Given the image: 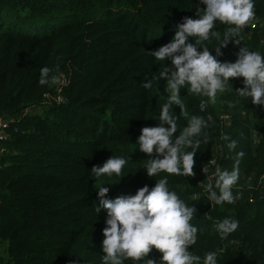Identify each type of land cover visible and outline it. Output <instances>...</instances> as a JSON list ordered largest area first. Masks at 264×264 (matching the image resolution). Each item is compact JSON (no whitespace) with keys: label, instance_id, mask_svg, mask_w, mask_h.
<instances>
[{"label":"trees","instance_id":"trees-1","mask_svg":"<svg viewBox=\"0 0 264 264\" xmlns=\"http://www.w3.org/2000/svg\"><path fill=\"white\" fill-rule=\"evenodd\" d=\"M195 4L0 0V120L7 122L0 138V264H102L106 210L96 212L97 188L109 187L110 198L134 195L165 176L170 190L195 205L190 223L198 233L190 251H216L217 264H264V109L236 94L242 77L229 78L232 85L203 111L199 103L207 98L185 88L184 112L170 108L177 135L193 115L207 121L193 176L148 177L143 166L150 156L133 144L142 127L159 124L158 109L167 96L164 80L153 79L150 89L140 86L145 76H158L164 63L149 52L169 42L182 17L195 18ZM254 12L264 19V0H255ZM262 25L242 31L241 43L230 42L219 59L234 62L243 44L264 55ZM226 28L217 23L213 30L222 35ZM217 45L215 37L205 42L212 54ZM43 66L62 73L64 83L40 85ZM230 140L236 141L231 150ZM239 152L244 155L232 186L238 198L231 204L208 201L207 181L196 178L200 169L214 158L215 168L231 171ZM110 156L126 159L125 176L95 177L91 167ZM225 218L239 226L221 239L214 225ZM159 255L153 249L148 258Z\"/></svg>","mask_w":264,"mask_h":264},{"label":"clouds","instance_id":"clouds-1","mask_svg":"<svg viewBox=\"0 0 264 264\" xmlns=\"http://www.w3.org/2000/svg\"><path fill=\"white\" fill-rule=\"evenodd\" d=\"M254 4L255 0H196L195 18L182 17L181 22L175 25L174 35L169 42L149 52L155 60L164 63L159 66L161 70L158 76H145L140 86L150 89L153 79L164 80L167 83V96L158 109L156 119L159 124L142 127L133 143L138 146L136 149L150 156L143 166L148 177H155L161 172L183 177L194 175V154L201 143L198 137L201 130L207 127V121L193 115L176 134L177 117L170 113V108L175 105L181 113L184 112L182 88L188 93L207 98L199 103L203 111L207 104L216 103L218 94L228 90L231 84L229 78L242 77L243 87L235 89L236 94L264 109V55L243 44L235 53L234 62L219 59L223 55L222 49L230 42L233 45L241 43L240 33L255 17ZM201 5L204 7L201 8ZM217 23L227 25L222 35L213 30ZM210 37L218 41V45L211 48L214 54L205 46ZM166 61L171 62L170 66ZM62 76V73L43 66L38 83L62 84ZM227 146L230 150L234 149L236 141L230 140ZM185 148L192 150L185 151ZM236 155L237 160L231 171L216 167L214 182L211 175L208 177L209 182L204 184L208 201L217 205L231 204L238 198V193L233 196L232 186L238 181L239 157L244 153ZM125 164V158L110 156L90 170L97 178L115 174L121 179L125 176L121 175ZM104 185L97 188L96 207L97 213L101 209L106 210L105 227L101 230L102 264H124L126 260H131L133 264L139 261H143V264H217L216 251L205 252L203 256L190 251V246L197 241L198 228L190 223L196 208L195 205H186L175 191L169 189L167 176L155 180L151 189L144 185L134 195L115 198L107 196L110 188ZM238 226L234 218H225L214 225L221 239L227 238ZM153 249L160 253L156 260L148 258Z\"/></svg>","mask_w":264,"mask_h":264},{"label":"built area","instance_id":"built-area-1","mask_svg":"<svg viewBox=\"0 0 264 264\" xmlns=\"http://www.w3.org/2000/svg\"><path fill=\"white\" fill-rule=\"evenodd\" d=\"M253 27V25H252ZM222 119H228V115L224 114L222 115ZM7 126V122L6 120H0V138L3 137V127ZM215 165H216V161L214 158H211L208 162H206L202 168L200 169V173L198 174L199 176H206L207 180L208 177L211 175L213 177V181H214V172H215ZM261 178H263V175H261ZM209 182V180H208Z\"/></svg>","mask_w":264,"mask_h":264},{"label":"rangeland","instance_id":"rangeland-1","mask_svg":"<svg viewBox=\"0 0 264 264\" xmlns=\"http://www.w3.org/2000/svg\"><path fill=\"white\" fill-rule=\"evenodd\" d=\"M263 24V25H262ZM253 25V27H252ZM264 26V19L261 17V18H255L249 23V25L245 28V29H254V28H258L260 26ZM199 181H202L203 183L207 181L208 183V180H207V177L206 176H199L197 175V177Z\"/></svg>","mask_w":264,"mask_h":264}]
</instances>
